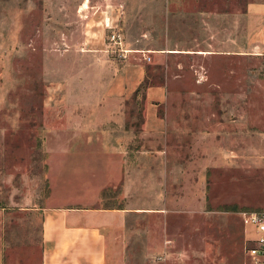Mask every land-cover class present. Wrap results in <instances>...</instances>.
Wrapping results in <instances>:
<instances>
[{
  "label": "rangeland",
  "instance_id": "obj_1",
  "mask_svg": "<svg viewBox=\"0 0 264 264\" xmlns=\"http://www.w3.org/2000/svg\"><path fill=\"white\" fill-rule=\"evenodd\" d=\"M251 3L264 0H0V264H41V209L86 192L88 170L96 168L60 150L67 143L96 148L79 123L101 116L84 108L116 91L136 134L135 171L104 189L97 207L135 210L124 264H247L243 214L264 211V168L211 167L207 141L197 157L191 139L178 135L190 134L193 116L207 123L222 111V94L209 82L197 85L196 70L209 62L190 55L222 48L208 46L206 22L222 27L219 14ZM159 87L167 92L158 111L166 127L147 134V91ZM157 150L167 153L160 158ZM64 160L77 165L74 174Z\"/></svg>",
  "mask_w": 264,
  "mask_h": 264
},
{
  "label": "crops",
  "instance_id": "obj_2",
  "mask_svg": "<svg viewBox=\"0 0 264 264\" xmlns=\"http://www.w3.org/2000/svg\"><path fill=\"white\" fill-rule=\"evenodd\" d=\"M219 16L223 17L222 27L216 26L214 21L206 22V25L213 31L208 46L213 48L212 45L219 44L222 48L219 51L199 50L190 55L209 62V65H199L196 70L197 85L200 87L209 82L213 91L222 94V100L216 104L222 111L211 112L206 118L207 123L203 117L193 116L190 134L179 129L178 136L191 139L192 152L197 157L201 156L199 148L207 141V164L211 167L229 169L238 162L251 168H264V100L251 97L253 93L264 94V3H251L241 12ZM221 28L222 35L219 36L216 31ZM218 61L224 62L223 67L216 65ZM236 61H239V69L233 68ZM243 64H249V67L244 69ZM166 96L163 87L148 89L149 106L144 124L147 134L152 129L165 130L167 120L159 117L158 111ZM113 97L108 96L105 100L100 95L95 96V100L84 108L89 110L87 114L95 110L93 114L101 116L99 122L89 118L90 122L79 123L80 136L89 141V147L97 143L96 148L84 150L67 143L60 150L65 158L68 155L71 159L85 158L96 168L88 170L90 182L84 186L86 192L80 189L79 193L65 195L62 205L41 209V264H124L121 252L127 237V222L135 210L97 207L104 202L101 196L104 189L124 182L125 174L135 171L136 151L130 146L135 142L136 134L127 127L122 111L124 103L118 91ZM73 124L68 122L71 131L75 128ZM233 142H240L238 149L233 148ZM242 142L251 143L243 147ZM155 153L161 158L167 151ZM73 163L64 160V170L67 171L71 164L69 172L74 174L77 165ZM66 186L72 187L69 183ZM123 188L129 193L128 181ZM73 189L76 190L75 185ZM155 203L160 205L162 202L156 200Z\"/></svg>",
  "mask_w": 264,
  "mask_h": 264
},
{
  "label": "built area",
  "instance_id": "obj_3",
  "mask_svg": "<svg viewBox=\"0 0 264 264\" xmlns=\"http://www.w3.org/2000/svg\"><path fill=\"white\" fill-rule=\"evenodd\" d=\"M147 61H151L148 57ZM244 255L247 264H264V211L243 214Z\"/></svg>",
  "mask_w": 264,
  "mask_h": 264
},
{
  "label": "bare ground",
  "instance_id": "obj_4",
  "mask_svg": "<svg viewBox=\"0 0 264 264\" xmlns=\"http://www.w3.org/2000/svg\"><path fill=\"white\" fill-rule=\"evenodd\" d=\"M85 7V9H87V6H84Z\"/></svg>",
  "mask_w": 264,
  "mask_h": 264
},
{
  "label": "trees",
  "instance_id": "obj_5",
  "mask_svg": "<svg viewBox=\"0 0 264 264\" xmlns=\"http://www.w3.org/2000/svg\"><path fill=\"white\" fill-rule=\"evenodd\" d=\"M148 87H150V85Z\"/></svg>",
  "mask_w": 264,
  "mask_h": 264
}]
</instances>
